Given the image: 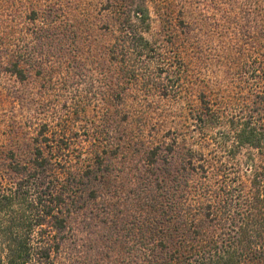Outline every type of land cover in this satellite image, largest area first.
<instances>
[{
	"label": "trees",
	"instance_id": "trees-1",
	"mask_svg": "<svg viewBox=\"0 0 264 264\" xmlns=\"http://www.w3.org/2000/svg\"><path fill=\"white\" fill-rule=\"evenodd\" d=\"M216 38L213 75L186 76L197 104L178 128L148 135L143 119L142 149L109 138L113 102L153 81L147 61L167 48L188 67ZM50 46L107 78L104 125L75 162L1 154L0 264H264V0H0L6 71L24 77ZM180 68L173 84L157 82L162 96L181 97ZM129 151L143 167L113 168L127 157L110 152Z\"/></svg>",
	"mask_w": 264,
	"mask_h": 264
},
{
	"label": "rangeland",
	"instance_id": "rangeland-1",
	"mask_svg": "<svg viewBox=\"0 0 264 264\" xmlns=\"http://www.w3.org/2000/svg\"><path fill=\"white\" fill-rule=\"evenodd\" d=\"M100 19L93 21L91 34L101 42V39H105L103 34L106 33L104 29L106 21ZM223 20L222 18L221 23ZM156 27L157 23H154L153 31ZM218 38L211 42L208 46L210 48H206L200 59L190 61L188 67H186L188 62L182 61L181 64L173 65L174 51L167 48L165 59L147 61L149 64L147 66L154 73L153 81H150L151 84L144 81L134 85L127 95L120 96L121 100L113 102L112 135L110 134L109 138H115L116 143H122L118 138L125 137L127 142L134 141L138 148L142 149V141L147 137L140 135L143 119L149 121V125L145 127L148 135L156 134L158 131L164 133L173 129L172 126L178 128L180 122L183 123L181 111L185 112L191 103L197 104L195 96L188 97L189 81L186 76L207 79L213 75ZM54 44L57 45L56 42ZM3 46L7 45L3 43ZM45 49L46 47L44 49L41 47V59H32L22 64L24 77L6 71L5 68L10 66V61L6 59L1 61L0 57V156L13 152L15 158L23 163L32 158L35 152H46L48 155L53 152L57 157L69 158L75 162L81 153L87 154L86 150L90 143L88 140L93 136L95 123L104 125L102 115L107 111L106 92L109 91L111 84L107 85V78L97 73L91 74L81 71L79 67L73 68L75 63H70L69 59L64 60L66 51L61 50L59 53L54 46ZM163 65L169 68L171 76L160 71ZM178 67H181L178 86L181 97L166 98L160 93L162 89L159 86L162 84L157 82L173 84V80H177L176 77L179 76ZM125 110L129 111L128 121ZM62 138L70 139L71 144L67 150H62L60 142ZM161 152L162 155L166 154L164 151ZM176 152L182 150L177 148ZM134 153L135 158L131 157ZM112 154H116L115 157L120 155L127 157L123 163L116 162L113 168H129L133 171L136 167H143L141 160L143 152H110V155ZM244 154L245 152L241 157ZM156 164L160 167L165 166L164 157L158 159ZM55 167L61 170L62 163Z\"/></svg>",
	"mask_w": 264,
	"mask_h": 264
}]
</instances>
